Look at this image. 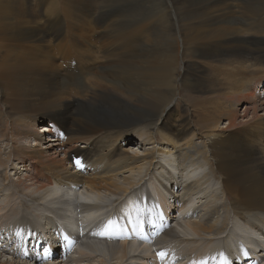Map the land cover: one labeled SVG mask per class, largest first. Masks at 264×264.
<instances>
[{"label": "bare ground", "instance_id": "obj_1", "mask_svg": "<svg viewBox=\"0 0 264 264\" xmlns=\"http://www.w3.org/2000/svg\"><path fill=\"white\" fill-rule=\"evenodd\" d=\"M38 1L44 9L43 17L48 24L46 29L39 27L38 23L36 25L38 15L28 13L31 7L19 8L16 0H0V32L5 31L2 34L3 45L9 44L7 36L20 51L32 50L39 58L35 60L36 64L25 63L22 56L13 58L12 63L7 58L2 60L4 65L0 68V80L7 84L12 82L11 86L2 82L6 87L2 86L5 90L14 88L8 94L1 89L0 98H3L2 104H14L0 115V132L3 129L11 137L30 138L34 147L30 150L29 146L25 149L12 144L5 159L1 158L0 152V167L6 170V164L12 158L26 172L20 175L25 177L17 179L13 185L18 188L16 194L26 199L35 215L29 211L21 213V217H32V223H37L35 216L38 213L37 218H46V225L51 227L55 221L59 225L53 233L49 226L46 227V248L41 254L39 251L34 256L32 252L23 258L32 261V256L40 264H53L52 255L57 254L58 240L52 234L63 233L73 250L61 253V258L67 260L66 264H84L85 261L89 264L93 258L100 260L101 264H109L111 260L116 264H175L173 260L181 256V250L192 256L189 264H204V258L212 259L209 264H216L219 254L212 257L217 248L211 249L210 245L220 237L227 245L225 247L238 255L239 262L235 264H259L261 261L264 264V92L256 90L264 83V0L257 1L255 5L241 0L238 4L241 9L238 16L243 21L240 28L216 25L217 34L215 30L212 37L205 34L209 30L204 36L199 24L191 22L192 17L184 26L185 14L178 15L183 43L191 49L192 63L201 70L203 64L197 58L214 57L211 63H207L214 66L205 83L199 86L189 82L185 89L191 112L197 113L195 120L189 122L188 119L174 125H168V117L162 119L161 114L176 93L173 85L178 75L174 61L176 50L172 47L175 41L171 34L173 27L163 3L157 6L159 2L151 0L154 14L149 17H154L156 27L158 24L163 30L160 33H163L161 39L165 46H159L162 47V60L147 69L137 65L140 59L144 65L149 63L141 56L148 50L138 47L140 35L137 28H133L135 19L129 11L125 16L110 20L112 28L106 30L107 27L102 29L99 26L110 19L105 13H118L116 4L122 0ZM181 2L178 9L183 13L186 7L185 2ZM126 3L130 4V0ZM190 7L194 8V5ZM214 7L212 4L199 7L210 25L215 24V20L224 22L227 18L236 17L232 9L215 14ZM187 12L191 13V9ZM73 27L84 32L80 35L81 46L89 44L90 48L73 44H69L72 48L46 46L49 37L58 38L62 29ZM95 29L98 33L103 31L101 40H106V43L113 39L111 47L109 43L108 47H93L91 39L97 40V36L101 35L95 34ZM184 32L189 33L186 40ZM167 45L172 48H167ZM243 51L246 56L237 57ZM71 53L73 55L69 56ZM54 54L61 64L56 65ZM229 55L235 59L225 57ZM96 66L105 71H98V80L89 82L93 76L91 71H95ZM19 79L21 82H16L14 86V81ZM86 83L90 86L88 90ZM22 85L30 94L26 95L24 88L23 92L18 89ZM63 94L70 95L71 99L77 94L82 97L78 105L75 101L62 105L50 100L43 105L46 126H36V118L33 119L24 109L32 106L28 102H42L52 97L57 100ZM241 104L246 105L244 117L249 115L243 123L238 122L237 110ZM112 109L114 111L110 113L108 110ZM221 120L226 121V127L219 129ZM44 132L55 138L46 142L55 145L44 149L56 146L63 157L49 156V151L39 148L44 145L40 144L44 140ZM131 132L147 135L146 142H153L155 136L159 137L172 147L174 159L167 151L155 149L143 157L128 154L122 146ZM200 136L210 139L204 147L193 142L195 137ZM201 160L206 164L213 161L214 170L204 172ZM26 161L29 164H25ZM174 161L178 162L177 167ZM31 169L30 175L27 171ZM37 176L44 181H33L32 178ZM214 176L221 184L230 218L225 215L220 220L219 209L225 206L218 203V195L214 194ZM3 179L9 180L5 171ZM176 187H180L181 194H173L172 189ZM205 197L211 198L209 206L205 207V217L201 221L190 222L187 216L193 214L194 207ZM2 204L0 227L6 224L3 222L19 216L7 198ZM173 205L179 208L178 221L181 223H176L177 230L165 231L168 230L166 224L172 218V211L176 209ZM110 223L111 227L105 232V226ZM228 223L230 229L226 232ZM161 227L159 234L151 236ZM40 232L45 234V229ZM83 232L86 234L79 237L78 234ZM143 232L145 240H137ZM206 240L209 243L199 250L197 244ZM257 249L261 252L253 254ZM160 253H164L163 258ZM42 255L46 256L45 259ZM0 264L11 263L0 261Z\"/></svg>", "mask_w": 264, "mask_h": 264}, {"label": "rangeland", "instance_id": "obj_2", "mask_svg": "<svg viewBox=\"0 0 264 264\" xmlns=\"http://www.w3.org/2000/svg\"><path fill=\"white\" fill-rule=\"evenodd\" d=\"M16 1H17V3H19V8L31 7L32 10L29 11L28 13L38 15V19H35L36 25L38 23V26L41 27V28H44V29H46L48 27V24L45 23V20H44V17H43V13H42L43 10H44L43 6H41L39 4L38 0H29V1L28 0L27 1H25V0H16ZM126 1H128V0H122L119 4H116L117 7H116L115 10L118 13H105V14H109V16L107 17V18H110V19H108L109 21H107L108 24H107V22L104 23L106 25L100 23L99 26L102 29H104V26H105V27H107L106 30H108V29L112 28V26H111L112 22L110 20L117 19L120 16H125V13L129 11L131 13V15H132V18L135 19V21H136V22L134 21L132 23L133 24V28H137V30L139 32V35H140L138 47L141 48L142 50L143 49L148 50L147 54H144V55H141V56H143V58H145L146 61H148L149 63L144 65V64L140 63L141 62V59H140L139 63H137V65L140 64L139 66L143 65L142 67H146L147 69H149V68H151L153 66L154 62H156L158 60H162V56H161L162 55V53H161V48L162 47H159V46H163V47L165 46L163 40L161 39V35L163 33L162 34L160 33V32H163V30H162L161 26L158 25V24H157V27H156L155 22H154L155 21L154 17L152 19L149 18V17H151L150 15H152L151 13H153L151 0H145V1H143V0H130V4L126 3ZM154 1H155V3H156V1L159 2L157 4V6L160 5L161 3H163L164 6L166 7V9L168 10V13H169V16H170V19H171L170 22H171V25L173 27V31L171 33L172 34V38L174 39V37H175V41L173 43L174 45L172 46L173 48L175 47L174 50H176V56L174 57V61H176L175 62L176 65L175 66H177V68H178V70H177L178 75L175 77L174 85H173L176 93H174V95L171 98L172 99L171 104L166 109H163L161 111L162 112L161 113L162 114V119H164V118L167 119V117H168V119L166 120L168 125H174V124H178V123L181 124L182 121H185V120H188V119H189L188 121L191 122L192 120H195L194 117L197 116L196 115L197 113H192L191 112V103H188L189 100L187 101L188 96L186 94L185 89L188 87L187 85H190V83L193 84V85L196 84V85L200 86V84L205 83L209 79L208 77H210V70L214 66V64H207V63H211V61L213 60L214 57L208 58V59H202L201 57L197 58L198 60L200 59L199 62H201L203 64L202 67H201V70H200L198 65H194V63H192L193 62V57L191 55V49H189L186 46V44L184 45V43H183V36H182L183 32H181V30H180L178 15L179 14H185L184 17H185L186 21H185V23L183 21L184 26H185V24L188 23L187 22L188 19L190 20L191 17H192L193 19H191V22L195 23V24H199V28L201 29L203 34L206 31L209 30L205 34L206 35L208 34V36L212 37L213 33H215V30H216V34H217V29H215V28H218V27H224V26H230L231 25L232 27L240 28V25L243 22L242 20L239 19L240 16H238V14L241 12V9H240V6H239L240 2L245 1L246 3L250 2L252 4L254 3V5H255L257 3V1H259V0H248V1L247 0H242V1L241 0H154ZM181 1L185 2V6L184 7H186L183 13L180 12L179 9H178V4H182ZM224 1H226V2H224ZM215 2H216V4H214ZM125 3H126V5L124 7ZM191 4L194 5V8L192 7L193 10L190 7ZM211 4H212V6L213 5L215 6L214 7L215 14H217V12H219L220 10L226 11L228 9H232L234 12H236V17L227 18L224 22H216V20H215V24H213V25L211 24L210 25L209 22L207 23V19L204 16H202L203 9H201L199 7H204V6L211 5ZM195 5L197 7L199 5L200 6L197 8ZM216 7L218 9H216ZM123 8H124V10L122 11L121 9H123ZM188 9H191V13L187 12ZM197 9L199 11H197ZM177 11H179V12H177ZM148 12H150V13H148ZM199 12H201V13H199ZM145 15H147V16H145ZM142 18L144 20H142ZM229 21H231V22L229 23ZM141 23L145 24L146 26L145 25H141ZM95 27H97V26H95ZM95 27H90V28L94 29ZM212 28H214V29H212ZM70 29H72V30L74 29V30L72 31ZM70 29H66V28L62 29V31L60 32L58 38H50L49 37L50 40H49V42L48 41L46 42V46H51V48H52L55 45H60V46H63V47L66 46V47L72 48L71 45H69V44H73L76 47H83L84 46V47H89L90 48L89 44H84V45L81 46V44H83V41L82 40L80 41V39H81L80 35H83L84 32H81L79 29L74 28V27L70 28ZM95 30H96L95 32H97L95 34H99L100 33L101 35L97 36V40L91 39L93 47H97V46L98 47H104V46L108 47L109 44H110L109 47H111L112 46L111 40L113 41V39L110 38L109 41H108V43H109L108 44V43H106V40H104V39L101 40L102 36H103V31L100 30L99 33H98L97 29H95ZM4 32L3 31L0 32L1 33L0 34L1 35L0 47L2 45V48H0V63H1L0 64V68H1L2 65H4V64H2L3 63L2 60H6V58L10 59V62L12 63L13 58H21V56H22L24 58V62L25 63L26 62H28V63L31 62L32 64H36L37 63V62H35V60L36 61L39 60L37 53H35L32 50H29V51L25 52L22 49L20 51L19 48L17 47V44H14V42L12 43V41L10 39H8L7 36H6V38H7V40H9V42H8L9 44H4L3 45L4 42H2V38H3ZM188 34L185 33V40H186V36ZM205 34H204V36H205ZM70 35H72L71 37L73 39L70 37ZM214 37H213V39H214ZM95 38H96V35H95ZM158 38L162 42V44H160V45H159V43H161V42L158 40ZM45 39L48 40L47 37ZM74 41H76L77 43L74 42ZM10 43H11L12 46L10 45ZM187 44H189V43H187ZM244 45L247 46L246 43ZM189 46H190V44H189ZM172 47L170 45H167V48H172ZM15 48H17L18 50L15 49ZM184 48H185V50H184ZM9 50H10V52H8ZM4 51H5V53H4ZM243 52H240L239 54H237V57H241L243 55L246 56L245 51H243ZM34 55H35V57H34ZM72 55H73V53H71L69 56H72ZM224 55H226V54H224ZM10 56H12V57H10ZM54 57L56 58L58 56L54 54ZM225 57L228 58V59H235L234 56H232V55L225 56ZM216 58H218V57H216ZM203 61H204V63L206 62V64H204ZM101 62H102V60H101ZM55 63H57L56 65H58V63L61 64L60 59L56 58L55 59ZM62 66L64 67V64H62ZM175 66H174V68H176ZM93 70H95V71H91V73H93V74H91V75H93V76H91L92 77L91 78L92 81L89 79L90 80L89 82H95V81L98 80V76L96 77V75L99 74L98 71H100V72L105 71L104 69L102 70V68H98L97 66ZM95 73H97V74H95ZM2 82L5 83L8 86H11L12 82L9 81L10 84H7L4 80H0V90L3 89L2 92L3 93L6 92L8 94L9 91H11L14 87L9 89V90H5L3 88V86L6 87V85L3 84ZM16 82H21V79L15 80L14 81V86H15ZM261 85L262 86H259L256 89L257 92H262V91L264 92V83H262ZM85 86H86V90H88V88H90V86L87 85V83L85 84ZM20 88H21L22 92H23V88H24V92L26 93V95L30 94V92L29 93L26 92L25 85L24 86L23 85L20 86L18 89L20 90ZM69 89L72 91V88L69 87ZM86 90L82 92L83 98H84V94H85L84 92H86ZM163 94H165V93H163ZM26 95L24 94L23 96H26ZM79 95H80V97H79ZM82 95L81 94H77V97H75L74 99H71L69 97L70 95L63 94L59 98H61L62 96L64 98L62 97L60 100H59V98L56 100L55 97H52L50 99H45L42 102H38V101L32 102V101H30L28 103L31 104L32 106H29L27 109L26 108H24V109L27 111V113L29 115L33 116L32 117L33 119L36 118V121H38L35 124L36 126L45 127L46 123L44 122V119H43V113L45 111V106H43V105H46L47 102H51V101L54 102V104L57 103V101H58L62 105H66V104H69V103H74V101H75V104L78 105L79 101L81 100ZM86 95H88V93ZM0 96H2L1 92H0ZM185 100L187 101V103H186ZM2 103H3V98L1 97L0 98V115L5 110L9 109L11 106L13 107V104H14L13 102H8V103H5V104H2ZM245 106H246L245 104H241L238 107L237 111H238V119H239L238 122L239 123H243L249 117V115H247L246 118L244 117L245 114H246V113H244ZM74 107H76V106H74ZM29 108H32V109L29 110ZM1 110H3V111H1ZM108 111L110 113H113L114 110L112 109V110H108ZM50 123H47V124L50 126ZM219 126H220L219 129L220 128L222 129V128L226 127V121L225 120H221ZM44 133H45V136L43 137L44 140H42V142L40 143V144H44V145L39 146V148H42V149H44L46 147L49 148V146L51 144H53V142H49V143H46V142L51 141V140L52 141L55 140V138L53 137L52 134H48L46 132H44ZM0 135H1L0 136V150H1L0 152H1V158H3V159L6 158L8 152H9L11 146H12V144L15 145V146L16 145H21V146L25 147V149H28L30 147V150L33 149V147H34L33 146L34 142H32L33 140L30 139V138H18V137L14 138V137L10 136L9 132L5 133L3 129L1 130ZM146 136L147 135H144V136H140V134L136 135L134 132H131L129 135H127V138H126L127 140L125 141V144H123V146H122L123 149H125L128 152V154L135 155V156L137 155L138 157H143L147 152L151 151L152 149L153 150L155 149V150L163 151V152L167 151L169 153L171 159H174L175 155H174V152H173V149H172L171 146H169L166 143H164L163 141H161L159 139V137H157V136L154 137L153 142H146L145 141L146 140ZM209 140L206 139L204 136H200V137H195L193 139V142L194 143H198L199 145H202V146L204 145L205 146L206 144H208L207 142ZM53 145H55V144H53ZM79 145H80V147H83V144H79ZM37 148H38V146H37ZM44 151H49L48 155L52 156V157H55V156L57 158L63 157L62 152L59 151L56 146L51 147V149H44ZM200 162H202L201 164L204 167V168H202V170L204 172L207 173V172H210V171L212 172V169L214 170L213 161H211V163H209V164H206L202 160ZM173 163H174V166L177 167L176 164H178V162L174 161ZM25 164H29V161H26ZM6 165H7V169L6 170H3L2 169L3 167H0V193H1L0 194V196H1L0 197V200H1L0 201V205H1L0 208H2V205L5 204V203L4 204H2V203L7 198L9 201H11L12 207L15 208L19 212V216L17 215L16 217L10 218L9 220H7L5 222L2 221L3 223H6V224L1 225L2 227H0V261L1 262L11 263V264H13V263L14 264H29L30 262H31L30 264H33V261H35V259H33L32 256H30L32 261H29V259H25V258L29 254H31L32 252L35 253V254L32 253L34 256H37V254L41 250H39L38 247L37 248L34 247L35 244H33L34 243L33 241H32L33 245H31V246H30V244L28 242L32 239V237L36 238L37 234L41 235L43 238L44 237L46 238V234L48 232L46 227L47 226L50 227V224L46 225V220H45L46 218H43V217H41L42 219H40L39 217L37 218L38 213L36 214L37 216H35L37 223H32V221H33L32 217H29V216L21 217V215H20L21 213H28L29 211L34 213V215H35L34 210H32L31 207L27 204L26 199L22 198V197H19V194H16V193H18V188H15V185H13V182L16 181L17 179H23L25 176H20V175H25L26 172L23 170L22 165L18 164V162L16 160L12 159V158L9 159V161H8V163ZM174 166H173V168H174ZM72 170H74V169H71L70 171H72ZM4 171H5L6 175L9 177L8 181H4V179H3ZM28 171H27V173H29L31 175L32 169L29 172ZM215 175H218V174L216 173ZM175 176H178V175H175ZM180 177L177 178V181L180 179ZM216 177L217 176L212 177L213 189H215V193H214L215 196L218 195V196H216L218 198V203L219 204H224V206H225V207L219 209L221 211L219 213L221 218L220 217L219 218H220V220H223L225 218L224 217L225 215H229V218L231 217V215L228 214V212H227V211H230V209H229L228 206L226 207V204L224 203V199H223V196H222V193H221V184L217 180ZM32 180L37 182V183H42L44 181L38 176L32 178ZM172 192L175 195H176V192H179L181 194V189H180V187H176V188L172 189ZM219 193H221V194H219ZM209 195H211V194L209 193ZM10 198H11V200H10ZM207 198H208V200H207ZM153 200H154V198H153ZM210 200H211V198H209V197H205V199L203 198L201 200V202L198 203V206L194 207L193 214H191L192 216L188 215L189 217L187 216V219L190 222L191 221L195 222V221L203 220V218L205 217V212H206L205 211V207L209 206L210 203H208V202H210ZM172 201H174V200L172 199ZM154 202H156V201L154 200ZM26 204H27V207L25 206ZM121 204H122V202H121ZM175 204L178 207L176 202H175ZM173 207H175V206L173 205ZM177 207H175L176 209L172 211L173 212L172 215H171L172 218H171L170 222L166 224L168 226L167 227L168 230H165V231H169V230L175 231V230H177V226H178L177 224L181 223V221H178L180 219H179V212H178L179 208H177ZM176 218H177V220H176ZM27 222H28V224H27ZM227 222H229V221L227 220ZM53 228H54V225H52L49 228V230H51ZM227 228H228V230H226V232L229 231V229H230V223H228ZM42 229H45V234H42L40 232V231H42ZM142 230H143V228H142ZM27 233H30V235H27ZM207 242L208 241L206 240L205 242L202 241V242L198 243L197 244L198 245L197 248L200 250L201 248L206 246ZM45 245H46V243H45ZM225 245L226 244H224V241H223L222 237L215 239L213 241V244L210 245L211 249H214V248L216 249L217 248V251L216 252L214 251L215 252L214 254H216V255L213 254L212 257H215V256H217L219 254L217 256V259H216V261H217L216 264H224V262H228L230 257L234 256L233 253L228 254L229 250H228V248L225 247ZM212 246H214V247H212ZM44 249L45 248H42V250H44ZM207 250H208V248H207ZM181 251L179 252L181 254V256H178L177 258H174L175 259V260H173L174 263L175 264H189V263H191L192 262L191 261L192 260V258H191L192 256L188 252H186L185 250H181ZM23 253L24 254L26 253V254L22 255ZM41 253L42 252H40V254ZM253 254L256 255V252H253ZM72 255H73V253H72ZM16 256H18V257H16ZM73 256H75V254ZM23 257H25V258H23ZM75 257H77V256H75ZM237 258L238 257H236V261L233 264L239 262L237 260ZM211 260L212 259H210V258H204V260L202 262H204V264L205 263L209 264L211 262ZM66 261L63 260V257L62 258L59 257L57 259L54 258L52 263L53 264L54 263L55 264L56 263L57 264H66L65 263ZM87 262L88 261H85L83 263L87 264ZM113 262L114 261L111 260L109 264H116L115 262L114 263ZM68 264H71V262H69ZM89 264H101V263H100V260L98 261V259L93 258L92 261L89 262Z\"/></svg>", "mask_w": 264, "mask_h": 264}, {"label": "snow or ice", "instance_id": "obj_3", "mask_svg": "<svg viewBox=\"0 0 264 264\" xmlns=\"http://www.w3.org/2000/svg\"><path fill=\"white\" fill-rule=\"evenodd\" d=\"M77 163H79V162H77ZM109 227H111V223L109 225H106L105 226V232H107V230H108ZM101 234H105V233H101ZM159 255L163 258L164 253H160Z\"/></svg>", "mask_w": 264, "mask_h": 264}]
</instances>
